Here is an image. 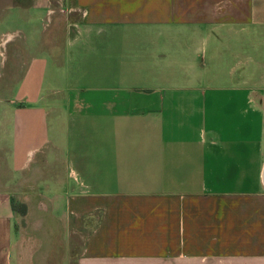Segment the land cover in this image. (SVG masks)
<instances>
[{
    "label": "crops",
    "instance_id": "crops-1",
    "mask_svg": "<svg viewBox=\"0 0 264 264\" xmlns=\"http://www.w3.org/2000/svg\"><path fill=\"white\" fill-rule=\"evenodd\" d=\"M2 2L0 264H264V0Z\"/></svg>",
    "mask_w": 264,
    "mask_h": 264
},
{
    "label": "rangeland",
    "instance_id": "rangeland-1",
    "mask_svg": "<svg viewBox=\"0 0 264 264\" xmlns=\"http://www.w3.org/2000/svg\"><path fill=\"white\" fill-rule=\"evenodd\" d=\"M1 7V6H0ZM37 14V13H36ZM49 22V19L47 18L46 14L45 13H40V15H35L34 18H33V25L32 27L30 28V34H32V38L36 35H38V32H40L41 30H45L46 27L45 25L48 24ZM12 24V23H11ZM16 28V26L14 27L13 26H8V27H2V25L0 24V32L1 31H12ZM27 32V31H26ZM11 71H14L12 68H11ZM51 72H49L50 74ZM57 76L56 80L58 81V83H64L63 82V73H62V70L53 74V77ZM14 77V76H13ZM12 79V76H3L1 77L0 76V98H2L3 95H7L6 91L3 89L4 85L8 84L9 82V79ZM52 77H49L48 76V81L51 79ZM10 79V80H11ZM55 79V78H54ZM52 80V79H51ZM22 208H20V207ZM18 207L20 208L19 211H23L24 213H27V216L24 217V220H21L19 221V224L21 225L22 227V224L24 226V230H23V234H24V237H25V241H29L31 240L32 238V235H33V230L35 227L38 226V218H43L42 215H40L37 211V207L35 205H32V204H29V205H24V204H19ZM42 222V220H41ZM93 225V223H91V225L87 226L86 230L85 231H90V227ZM81 247H82V244L80 242H78L77 244H73V257L71 258L73 261L77 259V256L78 254L80 253L81 251Z\"/></svg>",
    "mask_w": 264,
    "mask_h": 264
},
{
    "label": "water",
    "instance_id": "water-1",
    "mask_svg": "<svg viewBox=\"0 0 264 264\" xmlns=\"http://www.w3.org/2000/svg\"><path fill=\"white\" fill-rule=\"evenodd\" d=\"M262 184H263V187H264V168H263V172H262Z\"/></svg>",
    "mask_w": 264,
    "mask_h": 264
},
{
    "label": "flooded vegetation",
    "instance_id": "flooded-vegetation-1",
    "mask_svg": "<svg viewBox=\"0 0 264 264\" xmlns=\"http://www.w3.org/2000/svg\"><path fill=\"white\" fill-rule=\"evenodd\" d=\"M1 5H3V2H2V0H0V6H1Z\"/></svg>",
    "mask_w": 264,
    "mask_h": 264
}]
</instances>
